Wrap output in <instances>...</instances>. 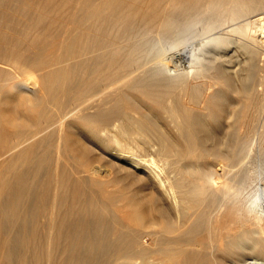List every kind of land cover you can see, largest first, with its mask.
<instances>
[{
  "label": "bare ground",
  "instance_id": "1",
  "mask_svg": "<svg viewBox=\"0 0 264 264\" xmlns=\"http://www.w3.org/2000/svg\"><path fill=\"white\" fill-rule=\"evenodd\" d=\"M260 6L0 0V264H264Z\"/></svg>",
  "mask_w": 264,
  "mask_h": 264
},
{
  "label": "rangeland",
  "instance_id": "2",
  "mask_svg": "<svg viewBox=\"0 0 264 264\" xmlns=\"http://www.w3.org/2000/svg\"><path fill=\"white\" fill-rule=\"evenodd\" d=\"M229 6H231V4H229ZM258 10V11H257ZM256 11H255V13H257V12H261L262 14L264 13V8H263V6H260L258 9H257ZM56 11H58V13L60 14V15H62V14H66V11H68V8H67V5H65L64 3H61V5L57 8V10ZM64 12V13H63ZM255 13H253V14H255ZM261 13H259L258 15H256V16H260V15H262ZM256 16H253V18H255ZM7 25V27H8V30L9 29H14L15 27H16V29H17V31H12V32H10L9 31V33L7 34L8 35V37L10 38V39H15L17 36L18 37H25V35L27 34L26 33V31H22V29H19L20 27H21V25H18L17 23H15V22H13V21H11V20H9L8 21V23L6 24ZM63 26H68V23L67 22H65L64 24H62ZM18 26V27H17ZM7 29V28H6ZM7 30V31H8ZM234 32V31H233ZM15 33V34H14ZM237 32H234V35L236 34ZM14 34V35H13ZM17 34V35H16ZM30 34V33H29ZM31 34H32V32H31ZM32 35H34V34H32ZM55 36L54 37H56V39H55V42H59V40H61L62 39V36H63V33L62 32H59L58 34H54ZM35 36V35H34ZM41 36H43V37H47L48 38V43H47V48L49 47L50 48V51H52V50H54V48H57V45L55 46L54 44H55V42L54 41H52L51 39H52V36H50L49 34L48 35H45L44 33H41ZM17 37V38H18ZM193 41V44H194V46L195 47H199L200 46V41H199V39L198 38H196V39H194V40H192ZM58 44V43H57ZM174 52V51H173ZM173 52H171V54L173 53ZM179 52V51H178ZM168 53V55L170 56V53H169V51L167 52ZM167 53H166V55L165 56H167ZM177 52H175V53H173V54H176ZM230 53V54H229ZM172 54V55H173ZM228 55H231L232 54V50H229V52L227 53ZM182 56V53H181V55H176L175 57H173V59H171V61L169 62L170 64L169 65H167L168 67L170 66L171 68H173L174 66H176V65H178L179 64V68H180V70H188L189 68H190V61H188L187 59H184V58H182L181 57ZM178 57H181V58H178ZM175 58H178V59H176V63L174 62V59ZM256 58L257 59H259L260 60V62L261 63H264V53H261L260 55H257L256 56ZM178 60V61H177ZM263 61V62H262ZM170 68V69H171ZM232 73V72H231ZM231 75V77L233 78V80L234 81H237L238 80V78H237V76H233L232 74H230ZM23 79H25L26 80V82H29L30 83V80H29V76H24L23 77ZM251 84H253V82L251 83ZM250 84V85H251ZM255 85V84H254ZM262 88H261V87ZM258 87H260L261 88V90H263L264 89V86L263 85H258ZM5 88L7 89V90H12V88H11V84L10 85H8V86H5ZM26 93H30V92H26ZM234 93V94H233ZM232 94H233V96H235L234 97V100L237 102V107H238V110H243L244 109V107H243V105L245 104V103H247V102H249V100L247 99V98H245V97H242L241 95H240V93H239V91H237V92H233ZM243 107V109H242V107ZM239 107H241V108H239ZM244 117H246V116H244ZM8 129H11V127L10 126H8ZM57 135V137H58V134H56ZM59 137H60V134H59ZM60 139V138H59ZM76 139H80L81 141H83V138H81L78 134H74V133H72L71 135H69V136H67V138L65 139V141L64 140H62V141H59V144H57L59 147H57V145H56V147H55V149L53 150V152H52V156H58V154H59V150H62L63 149V145L64 144H66L65 146H68V153H69V155L68 156H65V155H60V158H61V160L62 161H64V162H66V161H78L79 163H81V165H82V167H86V168H89L92 164H90V162H85V161H82V160H80V157H78L79 156V154L78 153H76L75 152V150L73 149V145H71L72 144V142H75V140ZM85 140V139H84ZM63 142V143H62ZM58 152V153H57ZM62 156V157H61ZM73 163V162H72ZM118 187V185H116L115 184V182L114 181H112V183H110V185H108V186H105L104 188H102L101 189V197L102 198H104V199H106V201H107V203L109 204V205H111V206H115V207H118V206H120V205H122L123 204V202H121V201H119V202H115L114 201V199L112 198L113 197V194L114 193H112V191L115 189V188H117ZM129 213H132V210L130 209L129 210ZM128 220H129V218H127ZM139 264V263H138Z\"/></svg>",
  "mask_w": 264,
  "mask_h": 264
}]
</instances>
